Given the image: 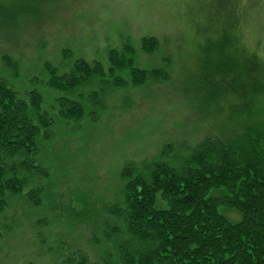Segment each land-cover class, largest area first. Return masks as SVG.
<instances>
[{
	"label": "rangeland",
	"instance_id": "1",
	"mask_svg": "<svg viewBox=\"0 0 264 264\" xmlns=\"http://www.w3.org/2000/svg\"><path fill=\"white\" fill-rule=\"evenodd\" d=\"M243 4L250 9L237 22V42L264 55V0H51L36 15L21 18L8 40H0V56L18 64L20 78L1 58L0 77L21 90L39 88L56 118L53 139L42 144L37 163L50 178L33 174L31 182L47 187L43 204L14 202L13 229H0V264H68L82 254L103 259L105 225L111 223L104 208L119 198L123 166L159 156L166 144L194 147L217 131L214 116L202 109L200 92L214 88L208 78L220 54L217 39L228 27L227 12L236 16ZM148 35L160 40L152 54L140 47ZM128 40L138 50V67L165 66L169 78L142 86L92 80L75 96L86 115L62 120L55 102L62 94L47 87L45 62L61 73L76 58L108 66L109 49ZM122 75L129 80L128 73ZM94 91L101 102L95 106L88 101ZM223 213L241 218L231 209Z\"/></svg>",
	"mask_w": 264,
	"mask_h": 264
},
{
	"label": "trees",
	"instance_id": "2",
	"mask_svg": "<svg viewBox=\"0 0 264 264\" xmlns=\"http://www.w3.org/2000/svg\"><path fill=\"white\" fill-rule=\"evenodd\" d=\"M50 1L0 0V40H8L21 18L36 15ZM249 9L243 4L238 15L227 12L228 27L217 39L220 54L208 78L214 88L200 92L202 109L214 116L217 131L194 147L166 144L151 160L126 163L119 198L104 208L111 223L105 225L103 259L82 254L68 264H264V55L245 48L234 33ZM159 46L156 36L141 39L145 53ZM137 52L128 40L109 49L108 66L76 58L66 73L45 62L47 87L62 94L55 98L58 116L72 121L86 115L75 96L92 80L142 86L169 78L165 66L138 67ZM0 58L20 78L18 64L5 53ZM99 96L94 91L88 101L100 104ZM45 99L39 88L21 90L0 77V229L5 233L13 229L17 199L21 207L43 204L47 187L31 182L33 174L50 178L37 164L56 124ZM223 209L241 218L234 221Z\"/></svg>",
	"mask_w": 264,
	"mask_h": 264
}]
</instances>
